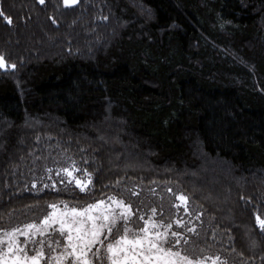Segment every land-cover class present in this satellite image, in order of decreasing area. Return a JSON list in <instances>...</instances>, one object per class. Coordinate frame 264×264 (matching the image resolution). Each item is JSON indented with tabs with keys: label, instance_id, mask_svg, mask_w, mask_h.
I'll list each match as a JSON object with an SVG mask.
<instances>
[{
	"label": "trees",
	"instance_id": "16d2710c",
	"mask_svg": "<svg viewBox=\"0 0 264 264\" xmlns=\"http://www.w3.org/2000/svg\"><path fill=\"white\" fill-rule=\"evenodd\" d=\"M129 1L149 20L125 0L73 6L0 0V55L7 65L0 68V130L6 122L33 121L31 131H9L0 151V228L35 216L37 208L47 214L52 203L92 202L65 173L56 175L75 161L92 173L97 199L104 193L130 199L134 211L141 205L133 190L145 198L186 195L205 216L191 232L200 258L264 264L257 221L264 219V0ZM119 16L125 28L103 46ZM41 20L49 43L35 27ZM29 26L33 45H6L12 34L24 39ZM37 50L55 58L30 61ZM199 149L229 164L224 209L236 226L212 209L197 181L182 175L199 172ZM139 161L148 168H129Z\"/></svg>",
	"mask_w": 264,
	"mask_h": 264
},
{
	"label": "snow or ice",
	"instance_id": "6c2138e0",
	"mask_svg": "<svg viewBox=\"0 0 264 264\" xmlns=\"http://www.w3.org/2000/svg\"><path fill=\"white\" fill-rule=\"evenodd\" d=\"M39 2L44 4L45 0ZM63 3L75 5L79 0H63ZM11 22L9 19L8 23ZM5 67V59L0 55V68ZM11 67L15 69L16 65ZM61 172L71 178L69 182L74 181L81 192L90 196L92 202L71 207L63 202L62 207L52 203L49 205L51 212L40 224L28 222L6 230L0 228V264H49V261L50 264H206L205 258L197 259L180 246L181 241L187 243V239L181 232L173 230L172 223L165 222L162 214L155 219L156 208H151L152 215L146 218L139 214L138 206L133 210L130 199L125 202L117 195L106 193L97 199L92 173L86 168H78L75 161L61 168L56 175ZM76 172L86 174L87 178H77ZM65 182L60 180L62 184ZM55 183L52 181V186ZM42 186L48 188L50 185ZM132 195L139 194L133 190ZM179 200L187 207L186 195L180 194ZM133 216L136 219L133 220ZM257 221L264 234V219L258 216ZM188 231L195 233L196 230L190 228Z\"/></svg>",
	"mask_w": 264,
	"mask_h": 264
},
{
	"label": "rangeland",
	"instance_id": "374dc122",
	"mask_svg": "<svg viewBox=\"0 0 264 264\" xmlns=\"http://www.w3.org/2000/svg\"><path fill=\"white\" fill-rule=\"evenodd\" d=\"M125 1L128 3L127 6L129 5L128 8L136 10V13L138 14V16L140 18L144 17L145 19L149 20V16H148V14L145 13V11L144 12L140 11L136 7V5L131 3V1H129V2H128V0H125ZM67 6H73V5H67ZM121 11H122L121 12L122 14H125V10H121ZM120 17L121 16L113 18V21L110 24L111 27L109 26L110 30L108 31V33L112 32L113 34H112V36H109L110 37V40H108L109 42H104L103 46H106L107 44L112 45V42L117 38L116 32L120 31L122 28H125V23H124L123 19H121L122 17L121 18ZM41 22H42V20L40 22H38L37 26L35 24V27H37V31L39 32V35L41 34L43 36V38L47 40L46 42L49 43L51 41V39H50L51 37H49V34H48L47 29L44 25V22L43 23H41ZM84 26H86L85 23H84ZM29 27L27 28L28 31L31 30V26H29ZM33 32H34V30H31V32L29 34L25 33L24 39H22L21 41L15 40L14 39L15 35L12 34V40L7 39L6 45L12 44V45L18 46L20 44L21 48L25 49L29 44L33 45V43H34V42L30 41V40H34V37H32V39L29 38L30 34L32 36H34ZM110 35H111V33H110ZM52 38L54 40H58L59 37H53L52 36ZM104 41H106L105 38H104ZM36 44H37V42H36ZM43 46L48 47V44H43ZM109 47L110 46H107L106 49H108ZM31 49H33V48H31ZM37 51H39V50H37ZM30 52L34 53V51H30ZM34 57H35V55H34ZM49 58H50V56H46L45 53H43V51H39L38 57H35L34 59H31L30 61L34 60V62H38V63L43 61V60L51 61L55 58V55H53L52 59H49ZM32 122L33 121H27L26 123H24L20 127L14 126V125L9 124L7 122L4 123V125H2V129L0 130V151H3L8 146L7 142H5V141H6V139H9V131L15 129L18 131L19 135H21V134L28 132V131H31L33 129L31 127ZM34 124H36L38 126L37 123L34 122ZM37 128H39V127H37ZM1 140H3V142H1ZM24 141H25L24 139L18 138L16 148L18 147L19 150H23V147L25 145ZM102 142L109 145L108 141L102 140ZM127 147L132 148V149L136 148L135 146H132L130 144L127 145ZM202 155H203L202 149L200 151H196V154H195L196 160H197L196 162L198 164H200L199 165L200 169L198 168L199 172L198 173L197 172L192 173V172L184 171L182 175H183V177H190V178H193L195 181H197V186L206 195L205 196L206 201H209V203H211L212 209L217 210V212L219 213L221 218L225 221V223L228 226H231V225L236 226L233 223V221L231 220V218L229 217L228 212L225 211V209H224V204L226 203L225 197L231 194L230 190L223 187V185L225 184V183H223V181L227 182V184L231 182V178L229 177L230 173L228 172V167H229L228 165L229 164L226 162L224 163V162H220V161L210 160V159L204 158V156H202ZM143 163H141L139 161V162H134L132 164H129L128 166H129V168H135V169H137L138 167L139 168L144 167V169H147L148 166L146 167V166L142 165ZM191 166H193V165H191ZM229 170H231V168ZM165 171L170 172V170H165ZM174 172H176V171L174 170ZM219 182H221V183H219ZM236 183H237V181H236ZM179 196H180V193H178V190H177L176 194H173L171 196V198H169V199H162L160 197H156L155 195H153L150 198L149 197L145 198V197L141 196V194H139L137 197H135V200H138V202L141 205V210L139 213L141 215H145L146 218L148 216L152 215L150 209L156 208L157 213H156L155 219L158 220L162 214L166 218L165 222H171L172 226H173V230H177V231L181 232L183 234V236L187 239V243H184V241L182 240L180 246L183 247L187 252L193 253L197 259H201L200 257H201V255H203V253H201V251L198 249V246L196 247L195 241H194V235L195 234L189 232L188 228L190 226H193L194 228H196V226L200 223L199 218L203 219V217H205V216L199 211V209L197 207L192 205V203H190L189 200L187 201V207H185L184 202L179 200ZM34 212L36 214L35 216L30 217L28 219H25L22 222H20L19 224L34 222V221H35V223L40 224L42 222L44 215L46 214V210H44V208H37ZM50 212H51V208L49 207V213ZM49 213H47V214H49ZM132 219L134 220V218H132ZM176 220H180L181 223L180 224L175 223ZM140 223H142V222H140ZM203 236H202V238H203ZM188 238H190V239H188ZM169 239H171V237H169ZM21 240H24V237H21ZM205 259H206V264H222V263H219L218 260L216 258H213V257H211V258L207 257ZM49 264H50V261H49Z\"/></svg>",
	"mask_w": 264,
	"mask_h": 264
}]
</instances>
